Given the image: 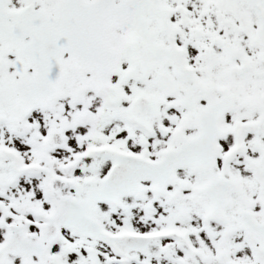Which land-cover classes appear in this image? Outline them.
<instances>
[{
    "label": "snow or ice",
    "instance_id": "snow-or-ice-1",
    "mask_svg": "<svg viewBox=\"0 0 264 264\" xmlns=\"http://www.w3.org/2000/svg\"><path fill=\"white\" fill-rule=\"evenodd\" d=\"M0 264H264V0H0Z\"/></svg>",
    "mask_w": 264,
    "mask_h": 264
}]
</instances>
